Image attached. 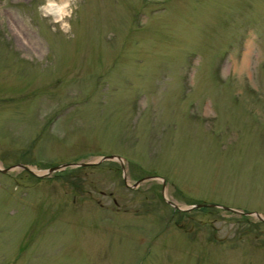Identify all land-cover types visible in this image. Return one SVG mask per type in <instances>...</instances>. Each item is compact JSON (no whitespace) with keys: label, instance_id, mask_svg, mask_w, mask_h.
Masks as SVG:
<instances>
[{"label":"rangeland","instance_id":"1","mask_svg":"<svg viewBox=\"0 0 264 264\" xmlns=\"http://www.w3.org/2000/svg\"><path fill=\"white\" fill-rule=\"evenodd\" d=\"M44 3L0 0V167L165 186L0 170V264H264V0Z\"/></svg>","mask_w":264,"mask_h":264},{"label":"clouds","instance_id":"2","mask_svg":"<svg viewBox=\"0 0 264 264\" xmlns=\"http://www.w3.org/2000/svg\"><path fill=\"white\" fill-rule=\"evenodd\" d=\"M75 3V0H45V3L40 6V11L44 15H50L52 17L53 24H59L62 31L67 32L70 28L65 16L71 15V5ZM55 31V28L53 29Z\"/></svg>","mask_w":264,"mask_h":264},{"label":"water","instance_id":"3","mask_svg":"<svg viewBox=\"0 0 264 264\" xmlns=\"http://www.w3.org/2000/svg\"><path fill=\"white\" fill-rule=\"evenodd\" d=\"M114 158H117V159H119V160H121V158L119 157V156H116V155H109V156H102V157H99L96 161H94V162H88V163H69V164H62V165H57V166H53V167H50L49 169H47V170H45V171H42V175H45L46 173H50V172H53V171H56V170H59V169H61L62 167H66V166H72V167H74V166H80V165H85V164H94V163H96V162H99V161H101V160H106V159H114ZM22 167H25V166H23V165H21ZM123 166V165H122ZM25 168H27V169H29L28 167H25ZM11 168L10 167H8V168H4V169H1L0 168V170L2 171V172H7V171H9ZM30 170V169H29ZM123 177H124V180L125 181H127V178H126V175H125V172L123 173ZM141 180H138L136 183H134L132 186H136L139 182H140ZM170 204H172L175 208H178V209H180V210H189V209H192V208H195V207H203V206H207L208 204H203V203H201V204H195V205H192V206H189V207H187V208H180V207H178L175 203H172L171 201H169V200H167ZM229 209H231V210H233V211H236V210H234V209H232V208H229ZM236 212H238V211H236ZM246 214H248V215H255V216H257L258 218H260V219H263V217L258 213V212H247Z\"/></svg>","mask_w":264,"mask_h":264},{"label":"trees","instance_id":"4","mask_svg":"<svg viewBox=\"0 0 264 264\" xmlns=\"http://www.w3.org/2000/svg\"><path fill=\"white\" fill-rule=\"evenodd\" d=\"M243 217H245V218H246V216H243Z\"/></svg>","mask_w":264,"mask_h":264}]
</instances>
